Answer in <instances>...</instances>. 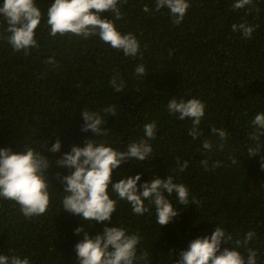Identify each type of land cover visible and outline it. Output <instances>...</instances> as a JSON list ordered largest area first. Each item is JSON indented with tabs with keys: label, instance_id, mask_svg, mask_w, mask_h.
Returning <instances> with one entry per match:
<instances>
[{
	"label": "trees",
	"instance_id": "16d2710c",
	"mask_svg": "<svg viewBox=\"0 0 264 264\" xmlns=\"http://www.w3.org/2000/svg\"><path fill=\"white\" fill-rule=\"evenodd\" d=\"M4 0H0L2 6ZM235 0H189L183 22L176 25L167 9L155 11V0H126L120 4L122 18L114 20L122 34L132 33L140 44L142 56L126 57L98 36L83 39L75 35L52 37L47 25V10L54 0H36L42 19L35 30L38 49L29 55L15 52L4 38L6 24L0 16V148L14 152L27 145L39 150L51 162L47 173L51 205L46 214L25 218L19 205L0 199V254H18L30 258V264H77L75 245L82 236L75 229L87 221L73 216L60 204L64 185L57 178L69 174L55 161L72 146L83 147L95 135L81 131V111H100L116 105L118 117L104 115L107 136L98 137L116 150L143 137L145 123L155 121L157 135L149 141L152 156L143 162L123 163L113 171V182L122 176L141 175L142 184L155 176H174L194 196L197 204L173 206L181 210L166 227L151 214L135 215L131 206L117 199V212L111 222L96 223L90 229L95 236L104 226H122L141 236L140 250L149 253V264H175L189 243L209 236L217 226L232 233L234 239L254 230L251 247L257 249V264H264V169L261 156L246 152L254 147L249 139L252 119L264 112V0H253L243 9L232 8ZM147 5L149 12H144ZM102 18L112 19L110 12ZM255 26L251 39L233 32L232 25ZM52 57L57 66L45 61ZM143 64L147 76L134 70ZM125 82L121 93L110 83L114 75ZM173 97L197 98L206 107L199 125L202 135H188L190 120H179L167 111ZM223 129L221 141L211 129ZM59 139V153L49 149ZM209 140L212 150L202 142ZM223 143L224 147L219 145ZM264 148V136L260 137ZM231 158L237 160L232 164ZM207 159L208 170L200 161ZM187 161L188 169L175 174L177 161ZM214 161L221 166L211 167ZM142 191V189H141ZM147 203V202H146ZM229 247L231 245H223Z\"/></svg>",
	"mask_w": 264,
	"mask_h": 264
},
{
	"label": "clouds",
	"instance_id": "9594fccd",
	"mask_svg": "<svg viewBox=\"0 0 264 264\" xmlns=\"http://www.w3.org/2000/svg\"><path fill=\"white\" fill-rule=\"evenodd\" d=\"M122 2L126 3V0H54L47 10L46 23L50 28V35H75L83 39L98 36L102 42L122 51L126 57L142 56L137 38L132 33L122 34L115 26L114 20L122 18L119 7ZM252 4L253 0H235L232 8L243 9ZM190 6L189 0H155V11L167 9L176 25L183 22ZM143 11L149 12L150 9L145 5ZM104 12H110L113 18H102L101 13ZM0 16L7 25L4 29L7 36L4 38L13 51H23L25 55H29L32 49L39 48L35 30L41 22L42 13L36 0H4L0 6ZM231 30L241 33L245 39H251L255 26L247 23L233 24ZM45 62L57 66L52 57ZM134 72L139 76L148 74L143 64L137 65ZM110 83L116 93H121L125 88V82L118 74L112 77ZM166 107L168 113L177 119L191 121L188 135L193 139L202 135L199 125L205 116L206 107L201 100L173 97ZM102 113L108 117H118L116 105L100 111H81L79 114L84 121L81 131H91L96 139L86 138L83 147L72 146L69 152L55 161L57 167L69 170L67 175L57 173V178L64 185L61 190L64 195L60 201L63 211L80 217L81 221H87V226L82 223L74 230L77 236H82L75 245L76 261L77 264H149V253L139 247L142 239L139 233L130 234L122 226L106 224L102 232L93 236L90 234L93 222L110 223L113 214L117 212L118 199L129 204L132 212L138 216L151 214L154 207L156 223L163 228L181 211L170 200L173 194L179 205H199V201L194 196L190 201L187 186L176 183L172 175L163 179L155 176L150 181L139 184V187L140 174L122 176L114 183L113 171L123 163L132 160L143 162L153 157L149 141L156 138L157 124L155 121L145 123L143 137L129 143L126 150L120 151L97 140L98 137L107 136L111 130L105 128L107 120ZM251 124L253 132L249 139L255 142V146L246 151L250 157L264 150L259 143L260 137L264 136V112L255 114ZM211 132L218 135L221 141L227 140L225 130L213 127ZM46 144L47 141L42 147ZM61 147V141L57 139L49 151L59 153ZM202 147L210 152L213 144L205 140ZM219 147L223 148L224 144L221 143ZM41 148L36 150L25 145L16 152L11 148H0V199L19 205L21 214L27 219L46 214L51 205L50 188L54 187L49 183L47 173L52 162L42 154ZM231 162L236 164L237 160L231 158ZM200 163L208 170L207 159ZM220 166V161H214L211 165L213 168ZM260 166L264 169V156H261ZM188 167L187 161L181 163L178 160L173 172L183 173ZM113 195L117 199L112 198ZM255 236V231L250 230L234 239L232 233L217 226L211 235L192 240L187 250L179 253L180 258L175 260V264H257V249L250 246ZM222 244L231 245V249H222ZM0 264H30V258H22L14 253L0 254Z\"/></svg>",
	"mask_w": 264,
	"mask_h": 264
}]
</instances>
